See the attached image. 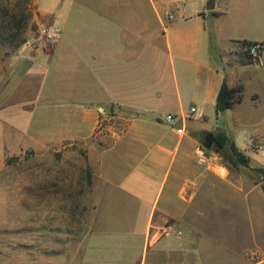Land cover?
<instances>
[{"label":"crops","instance_id":"0c3cea01","mask_svg":"<svg viewBox=\"0 0 264 264\" xmlns=\"http://www.w3.org/2000/svg\"><path fill=\"white\" fill-rule=\"evenodd\" d=\"M196 1L52 0L41 8L35 0L60 31L51 52L21 47L0 57V175L8 152L79 145L103 187L92 231L67 264H264V225H254L264 220V192L246 188L244 166L228 167L202 142L224 133L253 169H264V15L254 20L255 38L228 36L221 48L224 0L208 13ZM243 40L262 44L256 65L239 61ZM237 68L242 79L230 73ZM224 82L243 89L224 112L247 110L251 121L239 119L233 131L189 126L216 107ZM6 107L28 121L6 124ZM188 107L200 117L185 119ZM102 113L120 123L99 128ZM240 133L248 134L243 147L230 136ZM167 228L174 233L164 235ZM59 258L51 264H65Z\"/></svg>","mask_w":264,"mask_h":264},{"label":"rangeland","instance_id":"374dc122","mask_svg":"<svg viewBox=\"0 0 264 264\" xmlns=\"http://www.w3.org/2000/svg\"><path fill=\"white\" fill-rule=\"evenodd\" d=\"M42 8L50 5L52 0H37ZM209 0H197L203 3L204 12ZM14 2V0H11ZM32 19L27 25L24 37L25 43L21 47L28 49L43 48L50 53L53 41L44 36V29L51 24L50 19L40 14L36 9L35 0H30ZM227 16L220 19L219 34L216 35V45L223 48L226 37L234 39H253L258 35L257 23L264 15L262 0H224ZM209 15V14H208ZM213 26H211L212 28ZM259 31V30H258ZM232 36V37H231ZM214 45V44H213ZM20 47V48H21ZM7 51L0 48V57ZM239 61H248L246 49L240 46ZM220 62L218 52L213 54ZM235 67V66H234ZM241 70L232 69L234 79H242ZM231 77V76H230ZM230 82L232 79H229ZM253 84H246L244 96L248 103V96L253 91ZM15 104V103H14ZM11 108V103L9 104ZM13 105V104H12ZM188 107V111H189ZM4 122L24 124L27 115L19 113L10 117L6 109L2 111ZM253 116L247 110L238 114L228 112L216 115L215 105L209 113H203V119L193 120L189 126L205 128L210 131L225 129L233 131L236 122L244 119L246 123ZM12 119V120H11ZM120 120L108 118L104 124H117ZM7 135V131H5ZM10 133V132H9ZM208 134H217L205 133ZM11 135V134H10ZM13 136V135H11ZM243 147L248 134L230 135ZM205 142V137L202 140ZM22 144V143H21ZM228 141L225 148L219 150L212 144L213 151H217L221 161L231 168V163L237 158L229 149ZM252 150L256 148L250 140ZM245 157V156H244ZM246 158V157H245ZM244 166V165H243ZM242 173L245 177L246 188L251 184H259L264 192V179L252 165L244 166ZM103 187L88 162L86 151L79 145L66 144L52 150H34L21 148L5 156L4 171L0 175V264H51L53 257H61L67 264L78 252V244L92 231L94 214L91 211L95 192H101ZM247 207V206H246ZM264 225V220L254 225ZM245 225H252L246 212ZM57 264H60L57 262Z\"/></svg>","mask_w":264,"mask_h":264},{"label":"trees","instance_id":"16d2710c","mask_svg":"<svg viewBox=\"0 0 264 264\" xmlns=\"http://www.w3.org/2000/svg\"><path fill=\"white\" fill-rule=\"evenodd\" d=\"M32 19V10L30 0H0V48L4 47L7 51L2 57L16 52L25 43L24 37L27 25ZM240 46L245 47L260 44L256 42L240 41ZM262 46V44H260ZM243 64H249L248 61H242ZM242 86L229 87L225 82L222 83L216 97V110L222 113L233 108L238 104L242 98ZM213 145L217 149H223L228 139L224 133H217L213 135ZM231 153L237 158V161L247 166L249 160L242 154L238 153L233 144L229 145ZM257 171L264 176V169H257Z\"/></svg>","mask_w":264,"mask_h":264},{"label":"built area","instance_id":"2783aa9c","mask_svg":"<svg viewBox=\"0 0 264 264\" xmlns=\"http://www.w3.org/2000/svg\"><path fill=\"white\" fill-rule=\"evenodd\" d=\"M60 31L54 26H49L44 29V36L46 37L47 40L50 41H56L59 38ZM246 52L248 56L251 59V65H256L259 60H260V55L262 52V46L260 44H253L250 46L245 47ZM195 117H200L199 111L195 107H191L187 113V118L185 119H190V118H195ZM161 121L166 123V124H172L175 117H173L170 114H164L160 117ZM106 118L105 116H100L99 118V123L98 127L102 128V121H105ZM184 120V119H183ZM169 233H174V231L170 228H167L164 232V235H168ZM177 234H180V232H175Z\"/></svg>","mask_w":264,"mask_h":264},{"label":"water","instance_id":"95a60500","mask_svg":"<svg viewBox=\"0 0 264 264\" xmlns=\"http://www.w3.org/2000/svg\"><path fill=\"white\" fill-rule=\"evenodd\" d=\"M213 8H214V0H209L208 3H207V5H206V9H207L208 11H211V10H213ZM215 110H216V107H215ZM218 114H219V113H218V111L216 110V115H218ZM213 140H214L213 135H212V134H208V135L205 137V142H204V144H203V147H204L205 149H210L211 146H212V144H213ZM262 178L264 179V176H262Z\"/></svg>","mask_w":264,"mask_h":264}]
</instances>
